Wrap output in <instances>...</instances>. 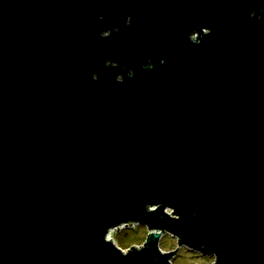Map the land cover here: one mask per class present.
I'll return each instance as SVG.
<instances>
[{
  "label": "water",
  "instance_id": "1",
  "mask_svg": "<svg viewBox=\"0 0 264 264\" xmlns=\"http://www.w3.org/2000/svg\"><path fill=\"white\" fill-rule=\"evenodd\" d=\"M163 233L264 264V0H0V264H172Z\"/></svg>",
  "mask_w": 264,
  "mask_h": 264
},
{
  "label": "rangeland",
  "instance_id": "2",
  "mask_svg": "<svg viewBox=\"0 0 264 264\" xmlns=\"http://www.w3.org/2000/svg\"><path fill=\"white\" fill-rule=\"evenodd\" d=\"M191 38L196 39L193 35ZM113 64V63H112ZM168 212L171 210L167 209ZM147 228L144 224L132 223L131 226L121 225L117 229L109 231L108 236L112 241L122 250H127L130 246L135 245L140 247L143 245L147 236ZM159 247L162 251H173L177 247L173 257H171L172 264H212L215 257L211 254L203 255L199 251L180 245L178 238L169 233H163L159 238Z\"/></svg>",
  "mask_w": 264,
  "mask_h": 264
},
{
  "label": "built area",
  "instance_id": "3",
  "mask_svg": "<svg viewBox=\"0 0 264 264\" xmlns=\"http://www.w3.org/2000/svg\"><path fill=\"white\" fill-rule=\"evenodd\" d=\"M193 35L197 36V34H193ZM193 35H192V36H193ZM111 230H112V229H111ZM111 230H110V231H111ZM108 237H109V236L107 235V238H108Z\"/></svg>",
  "mask_w": 264,
  "mask_h": 264
},
{
  "label": "bare ground",
  "instance_id": "4",
  "mask_svg": "<svg viewBox=\"0 0 264 264\" xmlns=\"http://www.w3.org/2000/svg\"><path fill=\"white\" fill-rule=\"evenodd\" d=\"M108 239H111L110 237H108ZM112 240V239H111Z\"/></svg>",
  "mask_w": 264,
  "mask_h": 264
}]
</instances>
